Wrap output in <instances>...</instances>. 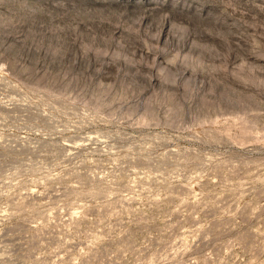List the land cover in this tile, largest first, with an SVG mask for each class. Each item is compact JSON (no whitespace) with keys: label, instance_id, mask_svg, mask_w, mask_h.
Wrapping results in <instances>:
<instances>
[{"label":"clouds","instance_id":"9594fccd","mask_svg":"<svg viewBox=\"0 0 264 264\" xmlns=\"http://www.w3.org/2000/svg\"><path fill=\"white\" fill-rule=\"evenodd\" d=\"M0 264H264V0H0Z\"/></svg>","mask_w":264,"mask_h":264}]
</instances>
